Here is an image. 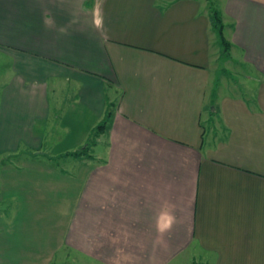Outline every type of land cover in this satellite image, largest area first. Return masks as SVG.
<instances>
[{
    "label": "crops",
    "instance_id": "0c3cea01",
    "mask_svg": "<svg viewBox=\"0 0 264 264\" xmlns=\"http://www.w3.org/2000/svg\"><path fill=\"white\" fill-rule=\"evenodd\" d=\"M209 2L0 0V228L26 241L24 226L57 216L53 246L98 264H172L190 252L202 264H264V79L248 97L214 72L232 52L264 78V0H218L228 53ZM108 100L97 154L80 155L78 172L47 164L46 147L76 156L66 154L76 145L60 148L76 126L57 122V106L87 112L94 128ZM0 247V264L50 261L14 256L10 239Z\"/></svg>",
    "mask_w": 264,
    "mask_h": 264
},
{
    "label": "rangeland",
    "instance_id": "374dc122",
    "mask_svg": "<svg viewBox=\"0 0 264 264\" xmlns=\"http://www.w3.org/2000/svg\"><path fill=\"white\" fill-rule=\"evenodd\" d=\"M210 1L215 2L216 7H219L218 0H210ZM225 34L228 37V33L226 31H225ZM214 72L216 73V82H218V81L223 82L224 80H226L227 82L231 83L230 85H232V89H230V91L236 92L238 94H246L247 93L244 96H248V97L252 96L251 90L254 88L255 83H261V82H263L262 80L264 79L262 77V75L259 72H257L252 66L243 64L241 57L238 54H236V53L233 54L232 52H231V56H229V57L221 55L220 59L216 63V70H214ZM71 91H74V90L71 89ZM108 102H109V100L107 101L106 107L108 106ZM60 108H61V106H57V111L60 113L59 118L57 119V122H59V124L64 122L65 124H68L69 127L71 124L72 125L75 124V126H76V128H73V126H72V128L70 130V132H72L71 133L72 135H67L65 141L63 143H61L60 148H66V146L72 147V146L76 145L74 148H72L70 150L73 152H77L79 154L76 156L66 158V156H64V154L59 155L60 153L57 151L59 148H57V150L56 149L52 150L53 147H46L44 149L43 154L48 159H51L50 163L47 162V164L55 165V168L57 170L60 169V170L66 171V172H73L74 169H76L78 172V170L80 168L79 163L81 161L79 156L81 155V157L87 159L90 157H86V155H85L86 153L90 156L91 155L95 156V153L97 152V151L95 153L91 152V148H92V143L94 141L98 140L99 133H98L97 125H99L102 121H97L95 124L96 127L94 125V128L88 127V125L92 121H91L90 116L87 114V112L77 111V112H74V114L68 113V114H66V117H65L64 113H67L68 110L73 112V110H74L73 106L71 105V103L65 102V103H63L61 110H60ZM52 111H54V108ZM85 128H88V130L86 131V137L84 140V143L89 145L90 150H88V151L83 150L86 147L84 143H83V145L78 143V140L80 138L79 136L85 130ZM11 159L12 158H6L5 160H2V161L3 162L4 161L10 162ZM13 162H15V159L13 160ZM45 179H46V176H45ZM32 187H34V186L32 184H29V185L25 186L24 189L27 190L28 188H32ZM53 199H55V201L57 200L56 192L54 193ZM47 200H49V201H47L48 202L47 204H50L49 206H51V204H52L51 200L52 199H47ZM67 201H69L68 198H64L63 200H61V206H59V208H56V206H52L51 209H52L53 214L54 215L59 214V212H61V214H62L64 212V210L67 208ZM15 211H17V210L16 209L13 210L14 213H16ZM1 218L4 221L5 220L7 221L8 219L12 218V215L1 216ZM46 218H47V216L39 217V219H37V216H35L34 221L37 219V224H34L33 226L32 225L24 226V227L28 228V230L31 229V232H32L31 234H33L32 236H30L26 239L27 242L25 241V239H23L25 237H22L25 235L28 236L27 232L25 233V235H21L20 231L11 230L12 227H14V226L5 227L4 224H2L1 228H0V243L4 244L6 241H8L10 239V241L12 243V248H13L12 250H13L14 256L17 254H18V256H25L26 254H28L31 256H39L40 255L43 257L45 255L47 256V252H48V255L50 256V261L46 262V264H62L63 261H66L67 264H98V263L90 260L84 254V252L81 249H76V250H75V248L70 249L68 247H65L64 244H62L60 247H54L56 244L54 245L52 240H55V241L57 240L56 235L59 234V231L55 230V228H53V227H51L52 229L50 230L49 224L54 226L59 217L51 216L49 219H46ZM48 222H49V224H48ZM61 227L63 229V226H61ZM46 228L49 230L47 233L48 234L47 238H49V246L48 247H47V243H46L47 241L42 240V242H40V237H41L42 231ZM25 243H26V246L23 249L16 247V246H18V244H25ZM50 247H52V248H50ZM1 252L2 251H0V254H1ZM188 252H186V253H188ZM23 253H25V254H23ZM193 255L195 256V254H193ZM200 259L201 258H199V257H194V259H193L191 252H190L188 255L181 256V258H179L178 260H175L172 264H202V263H200V262H202ZM193 260H195L196 262L191 263V261H193ZM197 262H199V263H197Z\"/></svg>",
    "mask_w": 264,
    "mask_h": 264
},
{
    "label": "trees",
    "instance_id": "16d2710c",
    "mask_svg": "<svg viewBox=\"0 0 264 264\" xmlns=\"http://www.w3.org/2000/svg\"><path fill=\"white\" fill-rule=\"evenodd\" d=\"M209 19L212 25V28L214 29V31L216 32L219 41L223 47L224 52L228 53L229 49L231 47L230 42L227 40V38L225 37V28L226 25L223 21L222 18V14L220 12V10L213 4V1L209 2ZM109 109L106 112L105 118L102 120V122L97 125V129H98V133H100L101 128L106 127V122L108 121L107 119L110 117V105H108ZM88 147H85V149L83 150H88ZM67 155H78L79 153L77 152H69L66 153Z\"/></svg>",
    "mask_w": 264,
    "mask_h": 264
},
{
    "label": "clouds",
    "instance_id": "9594fccd",
    "mask_svg": "<svg viewBox=\"0 0 264 264\" xmlns=\"http://www.w3.org/2000/svg\"><path fill=\"white\" fill-rule=\"evenodd\" d=\"M174 223V217L172 216H167V219H166V222L163 223V224H158V231L163 234L165 233L166 231H169L171 230V227Z\"/></svg>",
    "mask_w": 264,
    "mask_h": 264
}]
</instances>
